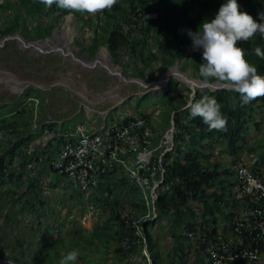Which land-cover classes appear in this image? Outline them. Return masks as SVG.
I'll return each mask as SVG.
<instances>
[{
  "label": "trees",
  "instance_id": "trees-1",
  "mask_svg": "<svg viewBox=\"0 0 264 264\" xmlns=\"http://www.w3.org/2000/svg\"><path fill=\"white\" fill-rule=\"evenodd\" d=\"M225 2L118 0L111 11L93 15L55 4L47 7L39 0H0V40L17 32L27 40H43L52 34L54 20L72 14L80 32L91 31L86 35L88 41L77 37L82 52L94 59L105 47L112 62L122 67L127 77L150 82L187 59L195 62L199 75L203 49L192 48L187 32H196L205 20L214 19ZM237 3L239 10L257 23L264 22L260 20L264 0ZM238 46L245 50V59L264 76V59L254 54L257 46L264 50V38L257 33L247 42H238ZM180 84L173 78L167 92L146 93L135 104L131 99L124 103L130 112L124 120L145 117L155 146L174 122V149L164 159L166 170L155 203L157 216L142 217L147 207L140 189L123 168L114 167L100 175L88 197L102 212V222L93 230L73 229L71 220V230L67 231L65 221L54 218L57 207L48 189L63 188V207L69 206L68 191L82 206L86 196L50 165L56 146L37 144L30 149L33 138L41 132V127L34 128L35 119L46 117V97L41 89H26L20 97L0 104V256L8 255L18 264H59L68 252L78 250V257L91 264H131L146 256V250L149 260L145 264H213L214 250L224 264L257 262L264 255V200L240 191L237 166L245 164L242 155L246 148L252 152L261 148L257 161L250 167L245 165L264 182V137L259 145L250 144L248 137L250 123L264 109V97L243 103L240 95L227 87L204 92L197 89L192 96L187 84L173 94ZM204 96H213L220 103L226 130H209L199 117L193 118L184 109L190 99L195 102ZM150 101L161 108L159 122L142 110ZM132 109L138 114L134 115ZM135 221L140 224L139 234ZM160 229L171 243L167 261L158 241ZM245 250H254L256 256H244ZM1 261L13 264L6 258Z\"/></svg>",
  "mask_w": 264,
  "mask_h": 264
},
{
  "label": "rangeland",
  "instance_id": "rangeland-1",
  "mask_svg": "<svg viewBox=\"0 0 264 264\" xmlns=\"http://www.w3.org/2000/svg\"><path fill=\"white\" fill-rule=\"evenodd\" d=\"M88 33H91V31L80 32L79 22L74 15L69 14L63 19L54 20L52 34L39 41L45 50H51L53 46L61 45L65 51L72 52L67 54L64 52L63 54L59 50L51 51V53L40 52L35 47L24 49L17 40L8 41L5 46L0 48V104L11 102L13 99L20 97L26 89L37 88L41 89V95L48 100L45 104L44 112L52 116L63 117H71L75 114L76 116L70 119L71 122L81 121V123L84 122L91 125L95 123L92 120L97 118L101 120L98 124L103 123V118L101 116L98 117V113L102 115V111L109 110L108 121L110 123L119 121L124 117V113L128 114V110L124 107L125 101L131 99L132 103L135 104L137 99L144 97L146 93L160 95L170 89L173 78H176L174 76L170 79L169 84L160 86L153 84L149 87H144L133 81L121 80L117 74H114L110 66H105L100 62L87 61L85 53L82 52L77 42V37L81 36L88 41L86 39ZM73 51H75L76 55ZM97 55L99 59L105 58L106 62H111L112 60L109 51L105 47H102ZM112 64L117 66L114 63ZM175 65L186 74L187 78H200L196 71V64L192 59H187L184 63L178 62ZM176 79L181 84L173 92L175 95L186 84L179 78ZM207 89L208 87L200 88L202 92ZM144 101H148V99ZM150 102L151 104L149 105H143L142 110L147 111L155 122H159L162 119L161 108L159 105H154L152 101ZM92 110L95 113L87 117L88 112H92ZM131 112L137 113L133 109ZM248 137L252 145H259L263 142L264 109L250 123ZM220 149L218 147L217 151H220ZM260 150L261 148H258L257 151L252 152L246 148L242 155V161L250 167L257 161V153ZM221 158L227 162L230 161L227 155H222ZM261 169L264 174V166ZM43 175L46 176L45 173ZM47 181L49 182L48 177H46L45 183ZM63 193V188L48 189L47 191L48 196L53 198L52 202L57 207L56 212L53 213L55 220L63 219L65 221L64 230H71L69 227L71 220L74 221L73 229L80 230H93L102 222V218H99L102 212L93 207L89 198H85V205L82 206L78 199L70 196L68 191L67 200L69 206L63 207L61 203ZM158 241L167 261L169 256L166 252L170 250L171 243L164 230H159ZM0 258H6L13 264H18L8 255L0 256ZM148 260L146 255L138 257L136 261H130V263L145 264ZM3 263V261L0 262V264ZM77 264L91 263L84 258L78 257ZM253 264H264V255Z\"/></svg>",
  "mask_w": 264,
  "mask_h": 264
},
{
  "label": "built area",
  "instance_id": "built-area-1",
  "mask_svg": "<svg viewBox=\"0 0 264 264\" xmlns=\"http://www.w3.org/2000/svg\"><path fill=\"white\" fill-rule=\"evenodd\" d=\"M31 99L39 102L38 98ZM94 112L92 110L90 114ZM108 113L109 110L102 111V116L105 118ZM33 125L34 128L41 127V132L33 138L30 149L37 144L56 146L50 165L63 173L69 183L82 191L86 198L93 193L101 174L114 167H121L140 189L147 207L142 217L147 219L157 216L155 203L160 195L166 170L164 159L174 149V127L165 131L155 146L152 131L147 126L146 118L142 116H134L128 121L104 127L102 131H92L84 122L72 123L67 119L51 116H46L42 121L35 119ZM237 177L242 193L253 194L264 200V182L259 175L242 163L237 166ZM261 211H264V207ZM134 223L139 234V221ZM249 226L253 228L252 224ZM144 252L149 256L146 250ZM211 252L213 264H224L217 252ZM243 255L256 256V252L245 250Z\"/></svg>",
  "mask_w": 264,
  "mask_h": 264
},
{
  "label": "clouds",
  "instance_id": "clouds-1",
  "mask_svg": "<svg viewBox=\"0 0 264 264\" xmlns=\"http://www.w3.org/2000/svg\"><path fill=\"white\" fill-rule=\"evenodd\" d=\"M47 7H58L72 12L98 14L111 11L118 0H39ZM237 0H226L221 4L214 19L205 20L196 32L188 30L193 49H203V63L199 75L205 80L215 79L237 92L243 103L264 97V76L258 74L257 67L246 59V52L238 42H247L257 33L264 38V22L257 23L247 12L239 10ZM147 19V17H145ZM264 21V13H260ZM254 54L264 59V50L257 46ZM185 110L193 118L199 117L209 130H226L227 120L221 111V105L213 96H204L193 102L189 100ZM78 250L68 252L59 264H77Z\"/></svg>",
  "mask_w": 264,
  "mask_h": 264
},
{
  "label": "water",
  "instance_id": "water-1",
  "mask_svg": "<svg viewBox=\"0 0 264 264\" xmlns=\"http://www.w3.org/2000/svg\"><path fill=\"white\" fill-rule=\"evenodd\" d=\"M10 40H17L21 43V46H25L24 42L27 43V45L29 47L31 46H35L36 44H41L40 41H28L27 39H25L22 34L20 32H17L13 35H7L5 37H3L0 40V48L5 46L6 43ZM22 41V42H21ZM24 48V47H23ZM25 49V48H24ZM39 50V49H38ZM43 51V50H41ZM52 50H46V53H51ZM63 53V52H62ZM73 53L76 55L75 51H73ZM110 54V52H109ZM82 56V55H81ZM80 57V56H79ZM98 55L97 57H95L93 60L89 58V56L85 53V58L87 61L92 62V61H97L98 59ZM81 58V57H80ZM112 62V60H111ZM113 63V62H112ZM178 63V62H177ZM176 63V64H177ZM117 65V64H116ZM118 66V65H117ZM177 65H173L171 67L168 68V70L158 79L156 80H152L150 82H145L144 80L140 79V78H134V77H130L128 78L126 76V74L124 73L122 67L118 66V68L120 69L118 76L120 77L121 80H126V81H133L136 83H139L140 85L144 86V87H149L153 84L158 85L159 82L164 81L165 84H169L170 79L174 76L176 78H179L180 80L184 81L191 89H192V96H194L196 94L197 89H202L204 87H208L211 90H216L220 87H226V85L222 82H219L217 80L215 81H210V80H205L202 77L197 78V79H192V78H181L180 76L176 75V74H170V69L173 67H176ZM178 67V66H177ZM178 69L180 70V68L178 67ZM182 73H184L183 71H181ZM185 74V73H184ZM186 75V74H185ZM193 98V97H192ZM174 125V122H172V127Z\"/></svg>",
  "mask_w": 264,
  "mask_h": 264
},
{
  "label": "bare ground",
  "instance_id": "bare-ground-1",
  "mask_svg": "<svg viewBox=\"0 0 264 264\" xmlns=\"http://www.w3.org/2000/svg\"><path fill=\"white\" fill-rule=\"evenodd\" d=\"M22 42V41H21ZM24 44H25V46H23L24 48H28L29 46L27 45V43H25L24 42ZM31 47H35L37 50L39 49V51L40 52H44V51H46L43 47H42V44H36L35 46H31ZM41 50H43V51H41ZM52 51H62V52H64V53H69V52H72V51H65V49L61 46V45H59V46H53V48L51 49ZM63 53V54H64ZM105 58H101V59H97V61H92V62H100V63H102L103 65H105V66H110V68H111V70L114 72V74L116 75H118L119 74V71H120V69L117 67V66H115V65H113L110 61L109 62H106V60H104ZM99 60V61H98ZM84 61H86V60H84ZM87 62V61H86ZM119 69H117V68ZM170 74H176V75H178V76H180L181 78H186L187 79V77H186V75L184 74V73H182L181 72V70H179L178 69V67L176 66V67H173V68H171L170 69ZM126 81V80H125ZM165 84V82L164 81H161V82H159L158 83V85L160 86V85H164Z\"/></svg>",
  "mask_w": 264,
  "mask_h": 264
},
{
  "label": "crops",
  "instance_id": "crops-1",
  "mask_svg": "<svg viewBox=\"0 0 264 264\" xmlns=\"http://www.w3.org/2000/svg\"><path fill=\"white\" fill-rule=\"evenodd\" d=\"M46 102H48V100H47V98H46ZM45 113V115L46 116H51V117H54V118H64V119H67V120H69V121H71L70 119L71 118H74L76 115L74 114V115H72L71 117H63V116H52V115H50L49 113H47V112H44ZM95 113V112H94ZM94 113H91L90 114V112H88V114H87V117H90L91 115H93ZM127 114V113H126ZM125 113H124V115H126ZM128 114H130V112H128ZM133 114L134 115H136L137 113H134L133 112ZM99 116H101L102 118H103V123H101V124H98V122H100L101 120L100 119H95V120H92V122H95V123H93V124H91V125H89V124H87L88 126H89V128L92 130V131H102L103 130V128L104 127H109V126H113L114 124H116V123H118V122H121V121H123L124 120V117L121 119V120H119V121H113L112 123H110L109 121H108V115L104 118L101 114H99L98 113V117ZM72 123H81V121H76V122H72Z\"/></svg>",
  "mask_w": 264,
  "mask_h": 264
}]
</instances>
